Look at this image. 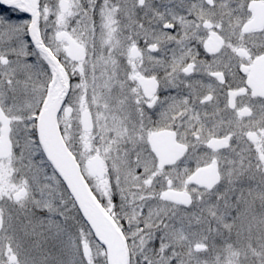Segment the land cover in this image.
I'll return each mask as SVG.
<instances>
[{
	"label": "snow or ice",
	"instance_id": "6c2138e0",
	"mask_svg": "<svg viewBox=\"0 0 264 264\" xmlns=\"http://www.w3.org/2000/svg\"><path fill=\"white\" fill-rule=\"evenodd\" d=\"M0 264H264V0H0Z\"/></svg>",
	"mask_w": 264,
	"mask_h": 264
}]
</instances>
